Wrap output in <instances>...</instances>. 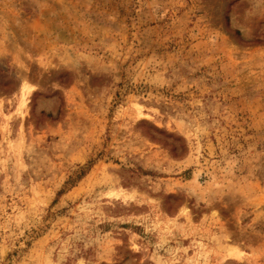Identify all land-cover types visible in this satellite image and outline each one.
Masks as SVG:
<instances>
[{"label": "rangeland", "instance_id": "1", "mask_svg": "<svg viewBox=\"0 0 264 264\" xmlns=\"http://www.w3.org/2000/svg\"><path fill=\"white\" fill-rule=\"evenodd\" d=\"M0 264H264V0H0Z\"/></svg>", "mask_w": 264, "mask_h": 264}, {"label": "trees", "instance_id": "2", "mask_svg": "<svg viewBox=\"0 0 264 264\" xmlns=\"http://www.w3.org/2000/svg\"><path fill=\"white\" fill-rule=\"evenodd\" d=\"M236 33H237V34H240V31L237 30Z\"/></svg>", "mask_w": 264, "mask_h": 264}]
</instances>
